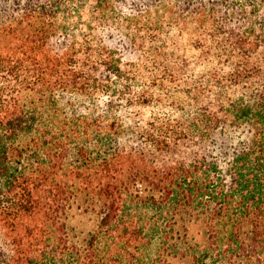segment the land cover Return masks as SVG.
<instances>
[{
	"label": "trees",
	"instance_id": "obj_1",
	"mask_svg": "<svg viewBox=\"0 0 264 264\" xmlns=\"http://www.w3.org/2000/svg\"><path fill=\"white\" fill-rule=\"evenodd\" d=\"M158 1L0 0V264H264V0Z\"/></svg>",
	"mask_w": 264,
	"mask_h": 264
},
{
	"label": "rangeland",
	"instance_id": "obj_2",
	"mask_svg": "<svg viewBox=\"0 0 264 264\" xmlns=\"http://www.w3.org/2000/svg\"><path fill=\"white\" fill-rule=\"evenodd\" d=\"M197 1V0H195ZM210 1V0H209ZM206 3L208 0L205 1ZM176 0H161L154 4L150 9L144 12V16L150 20H154L158 22L161 26H167L168 24L174 25V21L176 17L181 21L180 24H176L178 27L175 29L173 27L171 30L173 31H182V24H184L185 30H190L194 26V16H188L184 18V14H181L179 8L175 5ZM264 21V14L261 17ZM188 32V31H187ZM185 37H189L188 34L184 33ZM70 224L75 229L78 235L87 234L90 230H92L95 226V218L91 214H86L83 212H78L74 210L70 216Z\"/></svg>",
	"mask_w": 264,
	"mask_h": 264
}]
</instances>
